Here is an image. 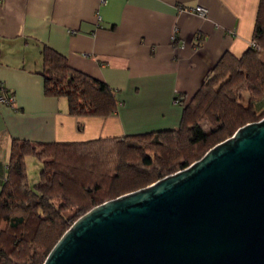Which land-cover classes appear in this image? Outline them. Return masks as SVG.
Masks as SVG:
<instances>
[{
    "label": "crops",
    "instance_id": "1",
    "mask_svg": "<svg viewBox=\"0 0 264 264\" xmlns=\"http://www.w3.org/2000/svg\"><path fill=\"white\" fill-rule=\"evenodd\" d=\"M258 1L0 0V92L13 97L0 103V188L12 139L78 142L178 126L174 95L189 98L222 54L249 47ZM44 45L112 87L116 112L74 116L66 99L46 96Z\"/></svg>",
    "mask_w": 264,
    "mask_h": 264
},
{
    "label": "trees",
    "instance_id": "2",
    "mask_svg": "<svg viewBox=\"0 0 264 264\" xmlns=\"http://www.w3.org/2000/svg\"><path fill=\"white\" fill-rule=\"evenodd\" d=\"M258 4L249 47L238 57L222 54L189 98L174 95L178 126L78 142L11 140L0 188V264H43L72 222L94 206L184 170L264 116V0ZM202 39L197 34L195 45ZM41 60L44 94L66 99L69 114L116 112V92L106 82L73 69L46 45ZM32 156L41 168L31 187L26 161Z\"/></svg>",
    "mask_w": 264,
    "mask_h": 264
},
{
    "label": "water",
    "instance_id": "3",
    "mask_svg": "<svg viewBox=\"0 0 264 264\" xmlns=\"http://www.w3.org/2000/svg\"><path fill=\"white\" fill-rule=\"evenodd\" d=\"M184 170L94 206L43 264H264V117Z\"/></svg>",
    "mask_w": 264,
    "mask_h": 264
},
{
    "label": "rangeland",
    "instance_id": "4",
    "mask_svg": "<svg viewBox=\"0 0 264 264\" xmlns=\"http://www.w3.org/2000/svg\"><path fill=\"white\" fill-rule=\"evenodd\" d=\"M65 100V99H64ZM256 109H258V104L255 105ZM264 108V107H263ZM262 108V109H263ZM264 117V116H263ZM260 120V119H259ZM33 159H36L32 156ZM27 166H28V169H27V174H28V178H29V184L30 186L32 187L34 183H36L38 181V172L41 168L40 166V162L39 164H37V162H32V160L30 159H27Z\"/></svg>",
    "mask_w": 264,
    "mask_h": 264
},
{
    "label": "built area",
    "instance_id": "5",
    "mask_svg": "<svg viewBox=\"0 0 264 264\" xmlns=\"http://www.w3.org/2000/svg\"><path fill=\"white\" fill-rule=\"evenodd\" d=\"M195 13L199 14V16H204L205 15V9L203 8H196L192 9ZM13 102V97L11 95H5L3 91L0 92V103L2 104H11Z\"/></svg>",
    "mask_w": 264,
    "mask_h": 264
}]
</instances>
